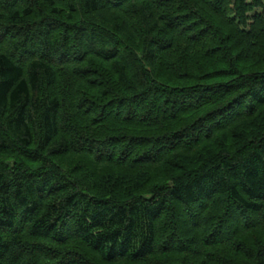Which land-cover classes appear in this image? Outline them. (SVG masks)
Masks as SVG:
<instances>
[{"label": "trees", "instance_id": "obj_1", "mask_svg": "<svg viewBox=\"0 0 264 264\" xmlns=\"http://www.w3.org/2000/svg\"><path fill=\"white\" fill-rule=\"evenodd\" d=\"M0 264H264V0H0Z\"/></svg>", "mask_w": 264, "mask_h": 264}]
</instances>
